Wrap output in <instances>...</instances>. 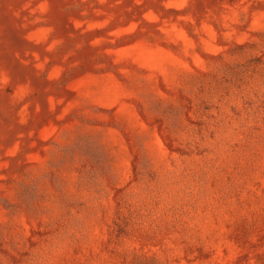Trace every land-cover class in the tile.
<instances>
[{"label":"rangeland","instance_id":"374dc122","mask_svg":"<svg viewBox=\"0 0 264 264\" xmlns=\"http://www.w3.org/2000/svg\"><path fill=\"white\" fill-rule=\"evenodd\" d=\"M0 264H264V0H0Z\"/></svg>","mask_w":264,"mask_h":264}]
</instances>
